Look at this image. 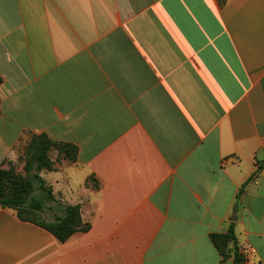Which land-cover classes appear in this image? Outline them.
<instances>
[{"label": "crops", "instance_id": "crops-1", "mask_svg": "<svg viewBox=\"0 0 264 264\" xmlns=\"http://www.w3.org/2000/svg\"><path fill=\"white\" fill-rule=\"evenodd\" d=\"M0 77V164L76 145L35 195L89 225L0 207V264H264V0H0Z\"/></svg>", "mask_w": 264, "mask_h": 264}, {"label": "trees", "instance_id": "trees-1", "mask_svg": "<svg viewBox=\"0 0 264 264\" xmlns=\"http://www.w3.org/2000/svg\"><path fill=\"white\" fill-rule=\"evenodd\" d=\"M3 82L0 77V84ZM58 152L56 159L52 153ZM78 147L72 143L56 141L45 133L32 134L24 156L22 170H18L14 162L6 161L0 164V207L17 210L18 216L23 221H30L53 234L59 241L65 242L74 233L85 231L89 225L83 223L79 205L51 206L54 213L51 221L39 219L38 215L45 210L44 199L57 202L52 191L40 176L43 170H54L56 164L65 159L70 162L77 160ZM263 166L260 163L253 177L257 176ZM40 190L44 199L35 195ZM242 192V188L240 190ZM211 240L219 253L225 258L229 246L236 244L234 226L225 233H212ZM244 257L237 251L234 264H242Z\"/></svg>", "mask_w": 264, "mask_h": 264}, {"label": "rangeland", "instance_id": "rangeland-1", "mask_svg": "<svg viewBox=\"0 0 264 264\" xmlns=\"http://www.w3.org/2000/svg\"><path fill=\"white\" fill-rule=\"evenodd\" d=\"M25 149H26V146L24 147V152L22 153V155H21V157L19 158V160L15 162L16 167H17L18 170H20V171L22 170V167H23V165H24ZM41 196H42V195H41ZM44 202H45V201H44ZM45 204H46V202H45ZM49 215H50L49 212H45V213L41 212V213H39L38 217H39V219L49 220V219H50V216H49Z\"/></svg>", "mask_w": 264, "mask_h": 264}, {"label": "built area", "instance_id": "built-area-1", "mask_svg": "<svg viewBox=\"0 0 264 264\" xmlns=\"http://www.w3.org/2000/svg\"><path fill=\"white\" fill-rule=\"evenodd\" d=\"M250 252H251V249L249 248L240 249V253L244 257V259L249 255Z\"/></svg>", "mask_w": 264, "mask_h": 264}]
</instances>
